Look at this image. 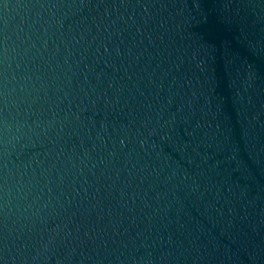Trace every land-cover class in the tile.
I'll return each mask as SVG.
<instances>
[{
	"label": "water",
	"instance_id": "water-1",
	"mask_svg": "<svg viewBox=\"0 0 264 264\" xmlns=\"http://www.w3.org/2000/svg\"><path fill=\"white\" fill-rule=\"evenodd\" d=\"M0 264H264V0H0Z\"/></svg>",
	"mask_w": 264,
	"mask_h": 264
}]
</instances>
